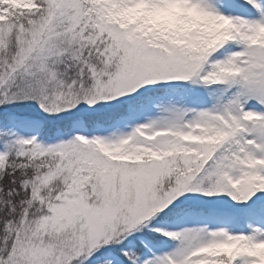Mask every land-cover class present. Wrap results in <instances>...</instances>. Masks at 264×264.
I'll list each match as a JSON object with an SVG mask.
<instances>
[{
  "label": "snow or ice",
  "instance_id": "6c2138e0",
  "mask_svg": "<svg viewBox=\"0 0 264 264\" xmlns=\"http://www.w3.org/2000/svg\"><path fill=\"white\" fill-rule=\"evenodd\" d=\"M0 264H264V0H0Z\"/></svg>",
  "mask_w": 264,
  "mask_h": 264
}]
</instances>
